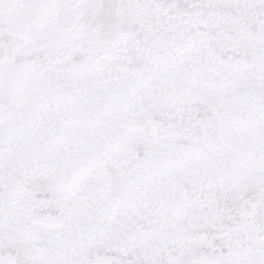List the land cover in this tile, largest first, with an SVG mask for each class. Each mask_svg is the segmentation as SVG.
Segmentation results:
<instances>
[{"label": "snow or ice", "instance_id": "1", "mask_svg": "<svg viewBox=\"0 0 264 264\" xmlns=\"http://www.w3.org/2000/svg\"><path fill=\"white\" fill-rule=\"evenodd\" d=\"M0 264H264V0H0Z\"/></svg>", "mask_w": 264, "mask_h": 264}]
</instances>
